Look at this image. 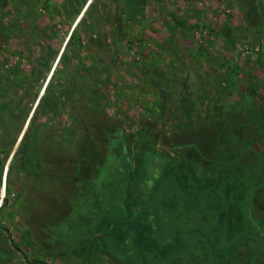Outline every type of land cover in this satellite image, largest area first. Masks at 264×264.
Returning <instances> with one entry per match:
<instances>
[{
    "label": "rangeland",
    "instance_id": "rangeland-1",
    "mask_svg": "<svg viewBox=\"0 0 264 264\" xmlns=\"http://www.w3.org/2000/svg\"><path fill=\"white\" fill-rule=\"evenodd\" d=\"M6 103L11 264H264V0H0Z\"/></svg>",
    "mask_w": 264,
    "mask_h": 264
},
{
    "label": "flooded vegetation",
    "instance_id": "flooded-vegetation-1",
    "mask_svg": "<svg viewBox=\"0 0 264 264\" xmlns=\"http://www.w3.org/2000/svg\"><path fill=\"white\" fill-rule=\"evenodd\" d=\"M52 77V76H50ZM48 79L47 83L45 84V86L42 88V86H40L41 90H38L36 93L34 91L35 88H32L30 87L28 89V92H27V97H28V100L30 102L29 105H33L35 106L34 104L37 103L35 109H34V113L36 111V109L38 108V106L40 105L41 101H42V98L43 96H45L46 94V91H47V88H48V85H49V82H50V78ZM39 88V89H40ZM58 104V101L56 102ZM56 103L54 102L53 104L50 102V104L48 105V108L50 109H55L56 111ZM10 104L9 103H6L4 104L2 107H0V109H3L5 106H9ZM30 113H32V110H30V108L27 109V113H26V116L24 118V121H23V124L21 125V127L24 125V123L30 119V122L33 118V115H31ZM19 125V124H18ZM30 125V123H29ZM21 131V128L18 132V135ZM154 164H155V172H159V170H161V164L160 162L155 159L154 160ZM4 199V198H3ZM7 205V199H4L1 203H0V211ZM4 231H3V236L0 237V253H2L4 255V261L2 262V264H11L9 258L11 256V253L14 252V251H19L18 248H16L15 244H14V241L9 233V231L5 228H2ZM23 253V252H22ZM24 254V253H23Z\"/></svg>",
    "mask_w": 264,
    "mask_h": 264
},
{
    "label": "crops",
    "instance_id": "crops-1",
    "mask_svg": "<svg viewBox=\"0 0 264 264\" xmlns=\"http://www.w3.org/2000/svg\"><path fill=\"white\" fill-rule=\"evenodd\" d=\"M36 105H37V103L35 104V107H36ZM33 114H34V112L31 113V115H33ZM29 123H30V119H28V120L24 123V125L21 127V131H20L19 135L16 137V140H15V142H14V146H13V147H15L19 142L22 141V138H23V136L25 135L24 131H25L26 129H28V127H29ZM13 149H14V148H13Z\"/></svg>",
    "mask_w": 264,
    "mask_h": 264
},
{
    "label": "trees",
    "instance_id": "trees-1",
    "mask_svg": "<svg viewBox=\"0 0 264 264\" xmlns=\"http://www.w3.org/2000/svg\"><path fill=\"white\" fill-rule=\"evenodd\" d=\"M251 153H252V156H253V158L254 159H256V160H260L261 162H264V158L263 157H261V156H259L258 154H257V151H255V150H253V151H251ZM255 165H258L257 163H255L254 164V166ZM252 167H253V165H252ZM260 170V169H259ZM260 171H262V168H261V170ZM39 261H34V263H38Z\"/></svg>",
    "mask_w": 264,
    "mask_h": 264
},
{
    "label": "built area",
    "instance_id": "built-area-1",
    "mask_svg": "<svg viewBox=\"0 0 264 264\" xmlns=\"http://www.w3.org/2000/svg\"><path fill=\"white\" fill-rule=\"evenodd\" d=\"M2 192V191H1ZM1 195H0V199H3L4 198V196H5V189H4V195L2 196V193H0Z\"/></svg>",
    "mask_w": 264,
    "mask_h": 264
},
{
    "label": "bare ground",
    "instance_id": "bare-ground-1",
    "mask_svg": "<svg viewBox=\"0 0 264 264\" xmlns=\"http://www.w3.org/2000/svg\"><path fill=\"white\" fill-rule=\"evenodd\" d=\"M1 191H2L1 193H2V196H3L4 195V189H2Z\"/></svg>",
    "mask_w": 264,
    "mask_h": 264
},
{
    "label": "water",
    "instance_id": "water-1",
    "mask_svg": "<svg viewBox=\"0 0 264 264\" xmlns=\"http://www.w3.org/2000/svg\"><path fill=\"white\" fill-rule=\"evenodd\" d=\"M4 199H0V203L3 201Z\"/></svg>",
    "mask_w": 264,
    "mask_h": 264
}]
</instances>
